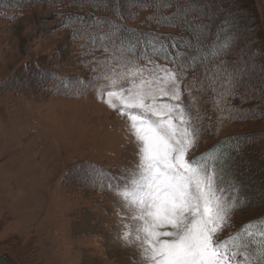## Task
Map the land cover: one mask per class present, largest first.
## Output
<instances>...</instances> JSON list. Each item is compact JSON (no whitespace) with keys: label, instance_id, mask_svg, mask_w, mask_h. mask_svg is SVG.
I'll return each instance as SVG.
<instances>
[{"label":"rangeland","instance_id":"obj_1","mask_svg":"<svg viewBox=\"0 0 264 264\" xmlns=\"http://www.w3.org/2000/svg\"><path fill=\"white\" fill-rule=\"evenodd\" d=\"M200 1L217 14L210 27L232 17L227 60L247 66L243 86L226 105L243 118L218 124L217 112L206 102L210 94L193 93L204 121L192 154L240 140L230 164L248 202L234 210L223 239L264 219V0ZM67 7L65 2L0 8V264H138L136 249L119 239L116 197L107 187L89 186L91 165L108 178L133 167L126 120L100 103L95 89L67 95L53 81L57 76L73 83L90 80L94 65L81 61L105 56L72 38L73 27L64 26ZM147 18L141 14L132 26L153 30ZM253 47L263 49L261 58ZM151 58L165 63L162 57ZM186 76L189 84L193 72ZM251 231L258 238L259 230Z\"/></svg>","mask_w":264,"mask_h":264},{"label":"snow or ice","instance_id":"obj_2","mask_svg":"<svg viewBox=\"0 0 264 264\" xmlns=\"http://www.w3.org/2000/svg\"><path fill=\"white\" fill-rule=\"evenodd\" d=\"M131 4L141 10L154 7L156 15L148 19L158 25L190 29L191 41L199 47L184 45L188 51L180 52V45L173 44L170 51L154 34L125 29L120 22L125 17L119 13H114L115 19L93 18L91 22L77 17L83 27L75 28L72 38L87 37L82 47L91 44L92 50L102 49L106 55L81 61L94 65L90 80L77 78L73 83L61 78L65 94L80 96L95 89L96 99L126 120L135 157L131 169L107 181L97 179L105 170L91 165L89 186L107 187L116 197L119 239L136 249L138 264H264V219L250 221L221 238L234 210L248 202L231 171L232 154L239 152V143L225 147L230 144L226 140L218 149L192 154L204 121L194 91L210 93L206 102L217 112L218 124L243 118L226 106L243 86L247 71L246 65L227 60L232 48L230 21L225 18L219 25L221 31L213 33L196 0H131ZM168 6L175 7L176 13L159 15ZM135 15L130 12L127 18ZM90 27L99 31L89 32ZM144 35L152 39H143ZM210 35L214 37L211 42ZM151 56H161L165 63ZM189 70L193 76L185 84ZM253 227L259 230L258 238Z\"/></svg>","mask_w":264,"mask_h":264},{"label":"trees","instance_id":"obj_3","mask_svg":"<svg viewBox=\"0 0 264 264\" xmlns=\"http://www.w3.org/2000/svg\"><path fill=\"white\" fill-rule=\"evenodd\" d=\"M225 0H222V2H224ZM13 4H10L12 3ZM67 3L68 7H67V11H70L69 14L66 15V19H65V23H67L68 26H72V32L75 28L77 27H83V25L79 24V22L77 21V17L82 18L84 21L86 22H91L93 20V18H111V19H115V15L114 13H119L122 14L125 19H123L122 21H120L123 24V27L125 29H134L136 30L137 34H154L155 36L159 37V41L160 43H163L165 45H167L170 49V51H172V45L174 44V41H177L181 44L180 52H187L188 48H185L184 45H189L190 48H198L199 44H197L194 41H191V30L190 29H185L183 27H170V26H165L163 24L158 25L156 23L155 20H151L148 19L149 17H152L154 15H156V9L154 7H148V8H144V9H140L136 6H132L131 4V0H1L0 1V8H2L3 6L5 8H8L9 5L12 7L14 5V7H22L25 5H37V4H50L53 5V3H57V4H62V3ZM197 4L200 6L201 9V13H204V15H206L209 19L205 20L204 23L207 24L208 29H211L213 33L219 32L221 31L219 25H217L216 27H210V23L213 24L214 20L217 19V14L215 12H207L206 8L204 7V5L201 4L200 0H196ZM237 2V0H236ZM235 2V3H236ZM173 3H175V0H173ZM177 9L175 7L172 6H168V7H163L159 10V15L162 16H170V15H174L176 13ZM135 13V17L133 19H128L127 16L129 13ZM244 12V11H243ZM246 12V10H245ZM244 12V13H245ZM143 13H147L148 14V23L152 24V26L154 27L153 30H151V28H145V29H140L137 27H134L132 25L135 24L136 19H138V17L143 14ZM189 20L193 19V15L190 14L188 17ZM229 21L230 19L232 20V17L229 15V18H227ZM194 23H200L199 20H195ZM221 24V23H220ZM160 29H166V30H172V31H177L179 33L178 36H172L169 34H162L159 33L158 30ZM89 32H97L99 31L98 28L96 27H90ZM143 39H152L151 36L149 35H144L142 37ZM175 38V39H173ZM76 39H82L85 40L87 37H79ZM212 36H208V41L211 42L212 41ZM89 50H92V45L89 44L87 46ZM205 47H207V45H205ZM263 49L261 47H253L252 51L254 56H257L258 58H261V53ZM94 51H102L103 54L106 55V53L102 50V49H96ZM151 57H155V56H151ZM156 57H161V56H156ZM197 72L200 71L199 68L196 69ZM65 78V77H63ZM69 81H71V79H67ZM53 81L55 82V86L59 87L62 83H61V77L57 76L55 78H53ZM64 88V87H63ZM204 94H210V93H204ZM210 96V95H209ZM209 100V99H208ZM240 140L238 139H234V140H230V144L229 145H225V147H230V146H234L236 143H239ZM221 144H219L218 148L220 147ZM217 148V149H218ZM236 153V152H234ZM99 180L102 181H107L108 180V176H101L99 178H97Z\"/></svg>","mask_w":264,"mask_h":264}]
</instances>
